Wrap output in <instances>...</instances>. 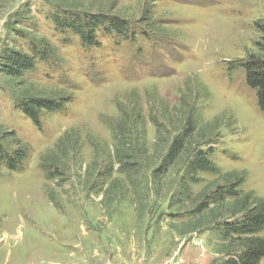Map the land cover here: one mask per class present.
Here are the masks:
<instances>
[{
    "label": "rangeland",
    "instance_id": "374dc122",
    "mask_svg": "<svg viewBox=\"0 0 264 264\" xmlns=\"http://www.w3.org/2000/svg\"><path fill=\"white\" fill-rule=\"evenodd\" d=\"M50 2L82 21L100 16L99 44L83 48L72 31L56 28ZM116 17L128 24L126 38L105 32ZM12 20L46 38L55 55L35 56L24 77L0 74V138L14 132L11 154L27 148L18 170L0 167V264H219L226 253L217 250L218 234L190 231L186 219L169 215L183 211L168 206L179 200L178 173L155 186L151 169L188 117L208 136L219 168L198 174L193 197L234 170L264 199V112L245 69L264 56V0H0V55L31 54L21 33L7 30ZM22 91L70 99L43 111L38 127L12 99ZM127 112L145 118L148 166L121 173L114 161L102 177L117 143L112 126ZM68 132L81 142L72 158L62 145L70 137L59 143ZM48 163L57 175L47 176Z\"/></svg>",
    "mask_w": 264,
    "mask_h": 264
},
{
    "label": "trees",
    "instance_id": "16d2710c",
    "mask_svg": "<svg viewBox=\"0 0 264 264\" xmlns=\"http://www.w3.org/2000/svg\"><path fill=\"white\" fill-rule=\"evenodd\" d=\"M53 5L54 12L51 14L50 20L56 28L69 29L80 40L83 48L94 47L96 42L99 44L97 34L101 31V23H97L94 19L98 16H86L87 20H81L80 13H75L72 8H67L55 2ZM16 16H14V19ZM15 20L8 24V29L21 33V37L28 42L31 54L24 53L16 48H5L3 54L0 55V74L21 78L33 69L35 56L42 61H46L49 56L55 55L53 48L46 38H34L26 34L21 28H15ZM104 26V25H102ZM128 24L114 18L110 24H105L104 29L107 34L115 33L118 37L126 38L128 36ZM148 30V28H146ZM145 30V31H146ZM264 55V54H263ZM40 59V60H41ZM247 71V83L257 89V103L262 112H264V56L256 58L250 65L245 64ZM22 96L12 95L17 103V107L30 120L40 126V119L43 111L60 110L69 101L66 94H54L50 96L30 93V91H22ZM125 120L117 121L113 128L115 134L114 152L110 158V168L104 172L102 177H110L114 164L118 163L116 168L121 173L125 171L129 173H137L140 165L147 162L145 150V118L142 113L136 116L132 112H127ZM132 122H131V120ZM181 128L174 130L171 139H166L167 147L165 153L161 156L160 163L151 169L152 183L155 186L162 185V177H167L172 173H178V185L181 190L178 192L179 200L168 202V206H181L182 212H169L171 218L186 219V225L190 231L213 232L218 234L220 245L217 250L226 253L219 264H259L264 257V199L259 198L252 191H246L243 187L245 176L238 171H230L219 174L217 183L212 185V189H208L198 198H194L191 192V185L200 182L199 173L218 174L219 168L210 159L213 148L206 143L205 138L208 136L198 133L197 123L188 117L182 118ZM161 132L160 130L158 131ZM2 133H0L1 136ZM5 137L0 138V167L4 165L15 171L23 165L27 156L26 146L18 147L13 154L7 150L6 141L16 143L14 140V132H4ZM71 134H65L60 138L59 143L70 140L67 144H62L63 154L70 157L76 151L78 138ZM132 136L134 139L132 140ZM73 139V140H72ZM21 141L18 143L20 144ZM131 145V143L137 145ZM58 144V146H62ZM6 145V146H5ZM65 149V150H64ZM68 149V150H67ZM73 153L71 155L70 153ZM44 159V158H43ZM145 159V160H144ZM54 160V159H53ZM52 161V160H50ZM57 163V161H56ZM141 163V164H140ZM52 165L53 170L48 166ZM45 166V167H44ZM47 170V176L57 175V167L52 163L44 165ZM148 165L146 164V167ZM123 171V172H122ZM50 173V174H48ZM127 175V174H125ZM160 188V187H158ZM210 190V191H209ZM190 206L189 209L185 208ZM222 249V250H221Z\"/></svg>",
    "mask_w": 264,
    "mask_h": 264
}]
</instances>
